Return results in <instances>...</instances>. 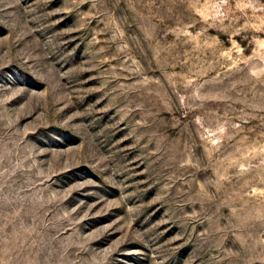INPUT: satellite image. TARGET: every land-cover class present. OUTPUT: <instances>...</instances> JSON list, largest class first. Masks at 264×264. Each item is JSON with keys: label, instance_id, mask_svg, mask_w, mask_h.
<instances>
[{"label": "rangeland", "instance_id": "rangeland-1", "mask_svg": "<svg viewBox=\"0 0 264 264\" xmlns=\"http://www.w3.org/2000/svg\"><path fill=\"white\" fill-rule=\"evenodd\" d=\"M0 264H264V0H0Z\"/></svg>", "mask_w": 264, "mask_h": 264}]
</instances>
